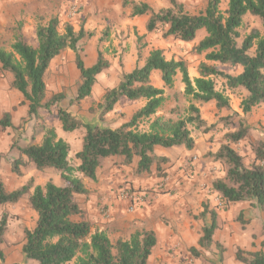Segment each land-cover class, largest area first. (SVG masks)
<instances>
[{
    "label": "trees",
    "instance_id": "1",
    "mask_svg": "<svg viewBox=\"0 0 264 264\" xmlns=\"http://www.w3.org/2000/svg\"><path fill=\"white\" fill-rule=\"evenodd\" d=\"M168 2L169 7L158 11L146 3L132 0H123L122 5L130 8V17L147 16L146 34H159L164 40L191 43L196 33L203 29L206 34L194 46L193 52L203 55L204 60L213 65L201 63L198 66V77L191 79L186 63L181 59H166L162 49L152 48L144 57L148 46L144 42L146 34H136V57L137 62L142 60V64L136 65L129 73L122 72L119 84L107 90L96 105L101 117L113 111L122 98L143 101V106L127 122L113 129L100 127L75 118L63 108H55L62 132L84 131L81 149L74 155L78 161L77 166L70 164V145L58 136L53 127L44 126L39 112L41 109L49 112L51 106L64 99V95L59 93L49 102L45 101V75L53 60L65 50L73 52L74 64L79 72L73 102L78 104L91 95L97 76L110 67L109 60L99 47L96 48L95 63L90 67L84 65L78 44L84 38H92L94 33L84 32L83 29L76 32L68 23L60 32L59 20L53 17L44 25L36 27L35 45L17 37L10 51L0 49L1 70L11 75V86L27 104L28 117L39 123L40 131L32 134V140L41 133L39 143L32 141L25 147L17 148L19 158L13 163V172L20 176L18 165L32 164L38 171L54 169L62 181V185H57L48 180L41 186L34 185L31 178L18 189L8 192L0 179V207L19 203L32 190L27 202L36 212L37 221L33 230L24 229L21 251L26 260L33 264H148L157 244L153 231L135 232L128 240L111 242L105 232H91L87 222L71 220L72 216L81 211L74 196L87 194L82 178L94 182L96 170L104 159L122 158V163L129 165L135 156L139 158L136 173H148L155 164L156 175L166 176L159 172L160 164L165 163L166 159L156 158L153 148L183 147L192 150L194 139L188 126L203 133L211 128L206 125L199 108L193 103L213 102L218 110L230 109V98L226 92L236 89L245 92L239 104L243 116L249 115L254 107L264 103V0H228L225 10L220 8L222 0H206L205 9L196 15L187 13L183 4L177 0ZM247 15L260 21L262 31L251 30L238 45L239 29ZM108 38L109 34L104 30L98 41L101 43ZM252 49L253 55H250ZM216 65L229 68L240 66L242 70L236 75H230L217 69ZM154 71L160 73V79L168 89L173 87L175 76L181 75L184 95L191 101L184 118L174 121L156 116L166 98L164 91L151 83L150 76ZM218 82L220 88L217 87ZM233 116L240 117L237 112ZM142 125H146V129L141 128ZM0 127H12L8 113H4L0 119ZM245 135L246 130L240 123L236 132L225 135V144L210 154L213 162L224 167V176L211 183L212 192L217 194L223 209L241 202L256 203L260 209L264 208V144H258L254 151V161L247 166L243 156L232 147L244 139ZM195 218L208 221L203 225L198 240V247L207 251L214 243L218 214L209 208V204H204L203 211ZM7 221L8 216L2 214L0 244L7 229ZM217 248L221 259L223 249L218 244ZM190 252L198 257L195 248H191ZM235 258L242 264H264V238L259 250L245 252L238 249ZM0 259H3L1 250Z\"/></svg>",
    "mask_w": 264,
    "mask_h": 264
},
{
    "label": "crops",
    "instance_id": "2",
    "mask_svg": "<svg viewBox=\"0 0 264 264\" xmlns=\"http://www.w3.org/2000/svg\"><path fill=\"white\" fill-rule=\"evenodd\" d=\"M59 1L62 0L1 1L0 33H2L1 26L13 27L16 21H20V19L25 16H27L25 19L28 23H30L34 18H36L35 14L37 10L41 11L46 9V6L56 8ZM132 1L136 2V0ZM113 9L115 13L120 12V8L117 5L113 6ZM110 13H112V11H110ZM127 16H130V10L126 12V18L119 20V22H114L112 17L111 21L109 20L111 22V26L117 29L116 31H126L128 27L131 29L136 28V19L141 16L133 17V20L130 17L127 18ZM100 17L103 18V27H105L108 21L104 19V15ZM26 26H28V24ZM136 29L139 34H144L145 24L143 23V25H141L140 23ZM7 32L9 34L8 37L12 38V43L17 37H19H16V35L14 36V31L12 30H8ZM180 43L188 44L183 42ZM96 57L95 52V58L92 59V63L86 65L85 61H83L84 65L86 67L92 66L96 61ZM125 59L126 62L124 67L123 64H121V73H129L136 67V65L134 66L136 60H134L131 53H128ZM129 62L133 63V68L131 69H129ZM202 63L213 64L212 62L205 60H203ZM141 64V62L138 63V65ZM153 74L159 75L160 73L158 71L152 72L150 76L151 83L153 81ZM177 75L174 79V86H177L178 83V89L182 91V96L180 97L183 98L185 96L183 94L184 86L181 83V76ZM156 77H158L161 84L154 87L164 91V97L166 98L165 102H168L169 108L175 106L174 101L172 104L169 103L172 98L168 96L169 93H167V91L170 89L163 88L164 85L160 76ZM189 77L191 79L197 78L198 72L194 74V76ZM97 79L98 76L96 78V83ZM92 94L93 90L91 95ZM121 103L128 105L132 103V101L122 98L115 106ZM142 106L143 104L131 112L130 115H128V119H130L131 116ZM168 107L163 105V107L156 113V116L171 118V111L167 113ZM236 112L242 116L239 109ZM250 116L253 122L260 121L261 119L264 120V103L254 107L250 112ZM127 120L123 123L127 122ZM80 130L82 129L76 130L72 133ZM72 133L68 134L71 135ZM57 134L63 140H68V137L66 138L64 136V132H62V136H60L58 132ZM83 136L84 131L82 130L80 146L75 153L81 149ZM193 139L194 147L192 150H186L183 147H173L167 149L156 146L153 148V155L156 158L161 157L166 159L165 163L160 164L159 172L166 174L169 179L168 185L162 192L157 193L156 196L154 195L155 197L149 202L138 205L133 212L128 211L127 202H123L118 198V190L122 188H128L131 191L151 190L163 176L158 177L156 175L157 167L155 164L152 165L148 173H136V168L139 162V158L137 156L133 158L131 164L129 165H124L122 163V158L117 157L102 160L100 167L96 170V180L94 182L86 178H82L87 194L74 196V200L78 204L81 211L78 215L72 216L71 220L74 222H87L90 225L91 232L96 230L103 231L106 233L111 242H115L119 239L128 240L135 232L153 231L156 234L157 244L151 252L148 264H150L154 258V253H159V256H162L165 259L167 258L169 264H178L181 262L180 258L190 259L189 261L192 264H218L216 260L219 258L217 244L222 247V258L225 259L231 256L235 257L234 254L237 249L256 251L258 248H253V243L259 247L260 242L264 238V208L260 209L256 203L241 202L230 204L222 209L220 200L217 194L212 192L211 184L209 183V180L213 179V176L215 175L212 171L213 161L206 164L201 159V156L205 153V151L207 152L210 150L214 152L216 150L213 146H211V144L204 143V141L208 139L206 134H200L198 138ZM70 156L71 146L69 158ZM193 156L197 157V161H195L191 167H185V162ZM18 158L19 153L14 155L13 161ZM22 159L24 162L26 161L24 156ZM26 165L28 166L29 171L27 173L21 171L23 176H18L14 172L8 176V178L0 176L8 192L18 189L31 178L36 180L34 181V185L41 186L48 180H51L47 179L44 182L38 180L36 175L38 173H45V170L38 171L34 169L32 164ZM77 165L78 161L76 160V163L72 166ZM78 177L81 176L78 175ZM31 192L32 190L29 191V194H31ZM29 194L25 195L27 197H23L22 200L15 205L6 204L0 207V217L4 213L8 216L7 229L4 234L3 241L0 244V250L3 254V259L0 261V264H33L32 261L26 260L21 251L24 241V229L33 230L37 221L36 212L27 202ZM204 204H209V208L214 209L218 214V228L213 236L214 243L207 251L198 247V240L201 237L203 225L208 223V221L195 218V216H198L203 211ZM102 208L109 212V218L106 220L103 219L100 213ZM240 214L242 219L246 222V225H243L244 231L241 230V228H238L236 222H234ZM191 248H195L197 250L198 257L191 256V252L187 251ZM209 251L211 256L207 254ZM169 252L172 254V257L170 256V258L167 256ZM225 262L222 264H225Z\"/></svg>",
    "mask_w": 264,
    "mask_h": 264
},
{
    "label": "rangeland",
    "instance_id": "3",
    "mask_svg": "<svg viewBox=\"0 0 264 264\" xmlns=\"http://www.w3.org/2000/svg\"><path fill=\"white\" fill-rule=\"evenodd\" d=\"M122 1L123 0H62L58 2L59 4L56 8L46 6V9L41 11L37 10L35 14L36 18H34L30 23H28L25 19L27 17L25 16L20 19V21H16L13 27L1 26L2 33H0V49L10 50L12 38L8 37V30L14 31V36L16 35V37H21L24 42L30 45H35L36 27L38 25H44L51 18L56 17L59 20L60 32H63L64 25L68 23L72 25L76 32L83 29L84 32L94 33L92 38H84L78 44L79 54L81 55L83 61H85L86 65L92 63V59L95 58L97 47H99L103 52L105 58L110 60V67L98 76L97 83L93 89V94L78 104L73 102L76 88L79 83V76L74 64L73 52L65 50L51 63L45 75V101L49 102L54 95L59 93L64 95V99L57 105L51 106L49 112L45 109H41L39 117L44 126L53 127L60 134V136H62V132L60 130L59 121L55 116V108L57 106L65 109L72 116L85 123L113 129L126 121L129 118L128 115H130V113L138 106L144 104L143 101H132V103L128 105L121 103L115 106L113 111L101 117L96 109V105L101 101L105 92L119 84L121 80V64H123L124 67L126 55H128V53L133 55L134 60H136L134 66L138 65L139 62L142 63V60L137 62L135 53V35L139 34L136 28L140 25V23L141 25H143V23L145 24L148 17L141 16L136 19V28L131 29L128 27L126 31H116L117 29L111 26V18L113 17L114 22H119V20L126 18V12L130 10L128 6L124 7L122 5ZM177 1L183 4L184 10L191 15L199 14L206 7V0ZM227 1L228 0H222L220 5L221 10L226 9ZM136 2L146 3L154 11L168 7V0H136ZM115 5L119 6V13L114 12L113 6ZM72 6H76L77 8V12L74 15H70V8ZM110 11H112V13H110ZM103 15L104 19L108 21L105 27H103V18L100 17ZM129 17L130 16H127V18ZM130 18L132 19L133 17ZM27 24L28 26H26ZM253 29L259 30L260 32L262 31L260 21L257 18L247 15L243 19L242 28L239 29L240 39L237 41V44L240 45L244 36ZM104 30L108 32L109 38L107 41L99 43L98 39L101 37V33ZM144 34H146V32ZM205 34L206 33L203 29L199 30L196 33L195 39L188 44H182L178 41H173L172 39L164 40L160 38L159 34H146L144 42H146L148 46L145 49L143 56H147L149 50L152 48L162 49L164 50L166 59L183 60L187 65L189 76H194V74L198 72V66L203 62L204 58L203 55H196L193 52V48L199 43ZM253 50L254 49L250 51V55H253ZM131 68H133V63L129 62V69ZM217 69L230 75H236L242 70L240 66L235 68L217 66ZM156 76H160V74H153V86L161 84L160 80ZM177 76L181 75L178 74ZM11 82V75L2 71L0 68V119L3 117L4 113H8L12 124V127L9 128L3 129L0 127V176L3 178H8V176L13 173V158L15 154H18L17 148L25 147L32 141L34 143H39L41 140V133L36 135L37 137L32 140V134L40 131L39 123H36L34 118L28 117L27 104L23 101L21 94L12 88ZM217 87L220 88V82L217 83ZM163 88L166 87L163 86ZM178 88L177 83V86L173 85V88L167 91V93H169L168 96L172 98L169 103L172 104L174 101L175 106L169 108L168 102H165L164 104L165 107H168L167 113L171 111V118L174 121L186 116L185 113L191 103V101L185 96L183 98L180 97L182 96V91ZM226 94L230 98V109L218 110L213 102H209L207 104L193 103L199 108L200 116L203 120H205L206 125L211 127L208 132L203 133L201 130L195 129L193 126H188V128L190 129L193 138H198L200 134H206L208 139H206L204 143L211 144V146H213V148L217 151L221 145L225 144V135L227 133L236 132L241 123L243 128L246 130V135L244 139L232 145V147L241 156H243L245 165L248 166L254 161V151L258 144H264V120L261 119L260 121L253 122L250 114L247 116L240 115V117L233 116V113L239 109L240 101L245 95V92L242 89H236L233 91H227ZM91 109L94 111H91ZM226 118L228 120H226ZM141 128L146 129V125H142ZM81 134L82 130L72 133L71 135L68 133H65L64 135L66 138L68 137L70 143L68 140H65L71 146V156L69 158L71 165L76 163L74 153L80 146ZM214 152L210 150L207 152L205 151V153L201 156L204 163L209 164L212 162L210 154ZM212 166V171L215 175L213 176V179L209 180L210 184L214 179L224 176V167L220 163L212 162ZM17 168L19 169L21 175V171L26 173L29 171L28 166L23 163L19 164ZM44 172L45 173H38L36 175L38 180L44 182L47 179H51L55 184L62 185V181L59 179V173L54 169H46ZM234 222H236L238 228H241V230L244 231L243 225H246V222L242 219L241 214ZM252 246L253 248H258L257 250H259V247L254 245V243ZM187 251L190 252V249ZM243 251L250 252L246 250ZM170 252L167 254L169 258L172 255ZM207 254L211 256L210 251ZM191 256L195 257L192 253ZM189 260L180 258L182 263L179 262L178 264H192ZM216 260L218 264H222L225 261V264H242L238 262L234 256L229 258L227 257V259L221 258V260L218 258ZM0 261H2V259H0ZM150 264H169V262L167 261V258L165 259L162 256H159V253H154V258Z\"/></svg>",
    "mask_w": 264,
    "mask_h": 264
},
{
    "label": "built area",
    "instance_id": "4",
    "mask_svg": "<svg viewBox=\"0 0 264 264\" xmlns=\"http://www.w3.org/2000/svg\"><path fill=\"white\" fill-rule=\"evenodd\" d=\"M1 1H8V0H0V2ZM76 12H77L76 6H72L70 8V15H74ZM195 161H197V157L193 156L185 162L184 166L189 168ZM168 181L169 179L167 178V176L161 177L154 186V188L151 190L131 191L128 188L119 189L117 193L118 198L123 202H127L128 211L133 212L138 207V205L149 202L157 195V193L162 192L168 185ZM100 213L103 219L106 220L109 218V212L106 209L102 208L100 210Z\"/></svg>",
    "mask_w": 264,
    "mask_h": 264
}]
</instances>
